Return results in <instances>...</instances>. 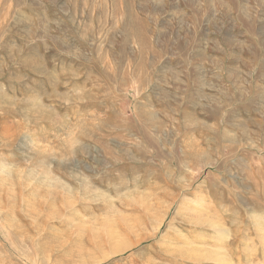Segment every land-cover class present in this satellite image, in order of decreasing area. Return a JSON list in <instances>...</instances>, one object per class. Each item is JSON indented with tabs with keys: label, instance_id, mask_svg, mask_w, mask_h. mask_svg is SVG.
<instances>
[{
	"label": "rangeland",
	"instance_id": "obj_1",
	"mask_svg": "<svg viewBox=\"0 0 264 264\" xmlns=\"http://www.w3.org/2000/svg\"><path fill=\"white\" fill-rule=\"evenodd\" d=\"M0 264H264V0H0Z\"/></svg>",
	"mask_w": 264,
	"mask_h": 264
},
{
	"label": "bare ground",
	"instance_id": "obj_2",
	"mask_svg": "<svg viewBox=\"0 0 264 264\" xmlns=\"http://www.w3.org/2000/svg\"><path fill=\"white\" fill-rule=\"evenodd\" d=\"M198 150V149H197ZM198 151H200V150H198ZM202 152V151H201ZM199 152H197L196 151V153L195 154H198ZM200 154V153H199ZM191 156V155H190ZM193 157V156H192ZM198 158V157H197ZM192 161V160H191ZM194 165V164H193ZM199 165V164H198ZM202 166V165H201ZM186 200V199H185ZM156 235V234H155ZM150 237H152V235H149V236H146L145 238H141V239H139V240H137L136 242H134L133 244H138V243H141L142 241H144L145 239H148V238H150ZM154 237V236H153ZM133 244H128V245H126V244H121V245H119L118 247H115V251L116 252H124L126 249H128L129 247H131Z\"/></svg>",
	"mask_w": 264,
	"mask_h": 264
}]
</instances>
